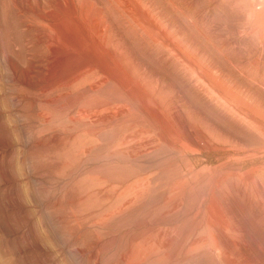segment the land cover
<instances>
[{"label": "rangeland", "instance_id": "rangeland-1", "mask_svg": "<svg viewBox=\"0 0 264 264\" xmlns=\"http://www.w3.org/2000/svg\"><path fill=\"white\" fill-rule=\"evenodd\" d=\"M0 264H264V0H0Z\"/></svg>", "mask_w": 264, "mask_h": 264}, {"label": "bare ground", "instance_id": "bare-ground-1", "mask_svg": "<svg viewBox=\"0 0 264 264\" xmlns=\"http://www.w3.org/2000/svg\"><path fill=\"white\" fill-rule=\"evenodd\" d=\"M5 18V17H4Z\"/></svg>", "mask_w": 264, "mask_h": 264}]
</instances>
